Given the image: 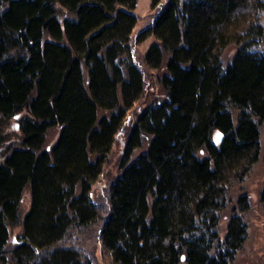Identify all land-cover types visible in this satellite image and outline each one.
Returning <instances> with one entry per match:
<instances>
[{
    "label": "trees",
    "instance_id": "obj_1",
    "mask_svg": "<svg viewBox=\"0 0 264 264\" xmlns=\"http://www.w3.org/2000/svg\"><path fill=\"white\" fill-rule=\"evenodd\" d=\"M136 3L0 0V120L17 117L22 133V146L0 161V264L8 256L15 264H92L61 243L94 225L112 264H231L241 249L247 225L239 213L230 214L224 237L218 227L229 191L260 157L264 2L158 4L139 34L155 39L148 68L166 59L167 100L130 121L145 91L131 42ZM232 44L237 51L224 66ZM56 126L57 142L43 150ZM128 127V154L144 136L153 139L98 206L92 187ZM26 186L29 211L7 250Z\"/></svg>",
    "mask_w": 264,
    "mask_h": 264
},
{
    "label": "rangeland",
    "instance_id": "obj_2",
    "mask_svg": "<svg viewBox=\"0 0 264 264\" xmlns=\"http://www.w3.org/2000/svg\"><path fill=\"white\" fill-rule=\"evenodd\" d=\"M166 3L167 0H137L135 13L141 17L132 33V50L134 61L139 68L145 83V91L142 98L137 101L129 112L130 121L136 119V115L145 110L148 106L158 105L167 100V94L160 84L161 77L166 74L165 60L159 69L148 68L145 64L144 56L155 42L152 36H140L153 23V14L160 5L159 2ZM264 2V0H263ZM155 3V4H154ZM159 4V5H158ZM262 26L264 29V9L262 15ZM140 39V41H139ZM259 50L264 51V41L259 46ZM237 51L236 45L227 46L222 54V64L226 66ZM101 115V114H100ZM135 117V118H134ZM131 123V122H130ZM128 125V124H127ZM126 125V128H127ZM120 134L116 137L111 151L107 154L102 167V172L97 182L92 187L91 197L98 206L104 207L108 204L109 188L122 174V167L131 164L135 158L144 153L150 145L153 136H144L142 144L134 146L133 152L127 153L130 147L128 144V133ZM130 131V132H129ZM60 128L54 127L46 134L43 150H51L58 140ZM22 133L17 122V117L2 118L0 120V161L4 159L12 150L21 147ZM132 150V149H131ZM264 121L260 124V157L253 166L241 185H234L228 193V204L221 212L219 222L220 237H224L227 232V224L231 213H239L246 222L245 241L237 253L235 260L231 264H264ZM242 196H245L241 199ZM30 189L24 188L22 198L19 203L18 219L8 225V241L5 249L10 250L16 245L17 237L22 233L23 218L29 211ZM105 221H102L104 223ZM101 223V224H102ZM100 226H90L88 228L71 230L68 238L62 245L74 246L83 250L89 257L92 264H112L111 259L104 253L99 239ZM7 264H15L12 256L6 259Z\"/></svg>",
    "mask_w": 264,
    "mask_h": 264
},
{
    "label": "water",
    "instance_id": "obj_3",
    "mask_svg": "<svg viewBox=\"0 0 264 264\" xmlns=\"http://www.w3.org/2000/svg\"><path fill=\"white\" fill-rule=\"evenodd\" d=\"M215 137H216V140L217 141H220L221 140V135L219 133H216Z\"/></svg>",
    "mask_w": 264,
    "mask_h": 264
}]
</instances>
